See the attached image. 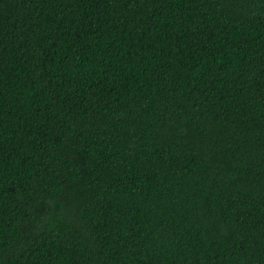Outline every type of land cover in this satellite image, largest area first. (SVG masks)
I'll return each instance as SVG.
<instances>
[{"label": "trees", "instance_id": "obj_1", "mask_svg": "<svg viewBox=\"0 0 264 264\" xmlns=\"http://www.w3.org/2000/svg\"><path fill=\"white\" fill-rule=\"evenodd\" d=\"M0 264H264V0H0Z\"/></svg>", "mask_w": 264, "mask_h": 264}]
</instances>
